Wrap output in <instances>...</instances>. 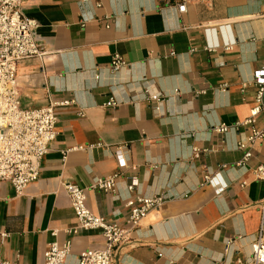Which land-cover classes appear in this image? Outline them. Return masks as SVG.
Masks as SVG:
<instances>
[{"label": "crops", "instance_id": "crops-1", "mask_svg": "<svg viewBox=\"0 0 264 264\" xmlns=\"http://www.w3.org/2000/svg\"><path fill=\"white\" fill-rule=\"evenodd\" d=\"M179 1L22 0L44 53L18 63L21 106L62 104L37 180L21 194L0 182V262L38 264L48 243L71 240L62 264H77L82 250L104 244L99 230L68 232L78 221L65 182L86 187L92 213L120 222L126 199L165 195L114 264H234L250 253L261 232L264 181L254 168L264 141L248 138L264 116L234 123L255 106L264 0H185L182 13ZM146 91L160 93L156 105ZM221 123L232 127L220 133ZM114 173L115 193L89 188Z\"/></svg>", "mask_w": 264, "mask_h": 264}, {"label": "built area", "instance_id": "built-area-1", "mask_svg": "<svg viewBox=\"0 0 264 264\" xmlns=\"http://www.w3.org/2000/svg\"><path fill=\"white\" fill-rule=\"evenodd\" d=\"M22 0H0V182H8L17 194L32 182L40 173V163L47 154L50 145L56 137L55 106L50 101L46 106L23 108L20 102V90L17 82V66L24 59L41 56L44 51L37 45L33 33L37 26L34 19L21 12ZM178 12L185 11V0L177 5ZM124 63L118 55L112 57L111 65L117 69ZM97 77V76H96ZM256 86L255 106L242 123L251 124L253 117L262 112L264 116V65L255 72ZM146 96L156 105L159 92H147ZM119 103L110 99L106 105ZM232 125L221 123L215 130L226 132ZM262 139L264 141V123L261 128H252L248 140ZM244 143L238 145L243 148ZM80 148V147H78ZM251 156L250 151L243 155L241 163ZM240 163V164H241ZM256 178L264 181V161L254 168ZM118 173L95 179L89 188L115 193ZM208 176L205 177V182ZM70 205L78 221L76 227L68 232L76 233L78 229L99 230L104 237V244L99 248L82 250L78 255L77 264H114L118 249L129 243L139 222L152 210L166 201L164 194L152 197L136 195L123 203L126 217L120 222L117 219H107L105 216L92 213L85 204V189L71 182L63 183ZM132 190L133 186H127ZM261 209V232L250 245V253L245 257L237 256L234 264H264V237L262 223L264 220V200ZM71 240L63 242L52 241L43 251L42 261L38 264H62L71 252ZM161 256V255H160ZM0 264H17L1 261Z\"/></svg>", "mask_w": 264, "mask_h": 264}]
</instances>
